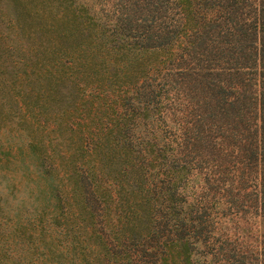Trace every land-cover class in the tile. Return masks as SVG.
Wrapping results in <instances>:
<instances>
[{
  "label": "trees",
  "instance_id": "1",
  "mask_svg": "<svg viewBox=\"0 0 264 264\" xmlns=\"http://www.w3.org/2000/svg\"><path fill=\"white\" fill-rule=\"evenodd\" d=\"M10 1L41 181L0 264H264V0Z\"/></svg>",
  "mask_w": 264,
  "mask_h": 264
},
{
  "label": "rangeland",
  "instance_id": "2",
  "mask_svg": "<svg viewBox=\"0 0 264 264\" xmlns=\"http://www.w3.org/2000/svg\"><path fill=\"white\" fill-rule=\"evenodd\" d=\"M14 1L0 2V85L6 84V78L12 74V68L21 70L22 61H17L13 67L14 58H19L22 42L26 40L14 20L16 11ZM10 44L12 47H6ZM13 45L17 47L12 51ZM20 67V69L18 68ZM46 114L48 120L52 119ZM17 116L7 114L0 109V147H11L13 156L8 161H0V218L7 219V207L18 202L23 208L30 206L37 197L38 176L37 160L28 151V135L14 121ZM45 120V121H48Z\"/></svg>",
  "mask_w": 264,
  "mask_h": 264
}]
</instances>
